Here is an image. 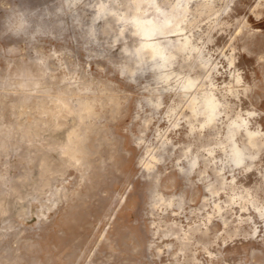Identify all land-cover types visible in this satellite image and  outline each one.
Returning a JSON list of instances; mask_svg holds the SVG:
<instances>
[{
	"label": "clouds",
	"instance_id": "obj_1",
	"mask_svg": "<svg viewBox=\"0 0 264 264\" xmlns=\"http://www.w3.org/2000/svg\"><path fill=\"white\" fill-rule=\"evenodd\" d=\"M0 264H264V0H0Z\"/></svg>",
	"mask_w": 264,
	"mask_h": 264
},
{
	"label": "rangeland",
	"instance_id": "obj_2",
	"mask_svg": "<svg viewBox=\"0 0 264 264\" xmlns=\"http://www.w3.org/2000/svg\"><path fill=\"white\" fill-rule=\"evenodd\" d=\"M16 213L27 215L23 208H17ZM118 213L119 209H112L111 205L89 213H73L65 221L64 231L66 238L70 239L72 236H80L83 238L86 248L91 252L98 251L103 247L107 232L110 230V225L105 217H115ZM26 223L35 225L36 217L29 216ZM55 242L54 240L53 243Z\"/></svg>",
	"mask_w": 264,
	"mask_h": 264
}]
</instances>
